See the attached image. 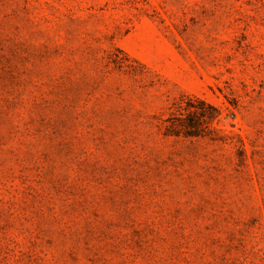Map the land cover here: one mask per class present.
I'll return each instance as SVG.
<instances>
[{
    "label": "rangeland",
    "instance_id": "obj_1",
    "mask_svg": "<svg viewBox=\"0 0 264 264\" xmlns=\"http://www.w3.org/2000/svg\"><path fill=\"white\" fill-rule=\"evenodd\" d=\"M0 264H264V0H0Z\"/></svg>",
    "mask_w": 264,
    "mask_h": 264
}]
</instances>
